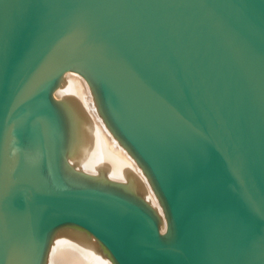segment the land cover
Masks as SVG:
<instances>
[{"label": "water", "instance_id": "1", "mask_svg": "<svg viewBox=\"0 0 264 264\" xmlns=\"http://www.w3.org/2000/svg\"><path fill=\"white\" fill-rule=\"evenodd\" d=\"M62 223L264 264V0H0V264Z\"/></svg>", "mask_w": 264, "mask_h": 264}, {"label": "bare ground", "instance_id": "2", "mask_svg": "<svg viewBox=\"0 0 264 264\" xmlns=\"http://www.w3.org/2000/svg\"><path fill=\"white\" fill-rule=\"evenodd\" d=\"M48 243L45 258L37 264H117L101 242L72 223H62Z\"/></svg>", "mask_w": 264, "mask_h": 264}, {"label": "rangeland", "instance_id": "3", "mask_svg": "<svg viewBox=\"0 0 264 264\" xmlns=\"http://www.w3.org/2000/svg\"><path fill=\"white\" fill-rule=\"evenodd\" d=\"M65 224V223H64ZM59 226H61V225H57V226H53L52 228H51V230L49 231V233L47 234V237L45 238V242L43 243V248H42V255L39 257V262H41L44 258H45V256H46V250H47V246L46 245H48L49 243L48 242H50L51 241V238H52V234H53V232L55 231V230H57V228L59 227ZM50 240V241H49ZM44 247H45V249H44Z\"/></svg>", "mask_w": 264, "mask_h": 264}]
</instances>
